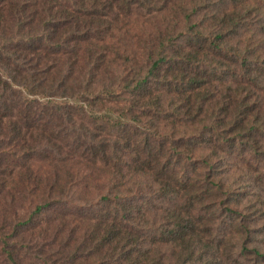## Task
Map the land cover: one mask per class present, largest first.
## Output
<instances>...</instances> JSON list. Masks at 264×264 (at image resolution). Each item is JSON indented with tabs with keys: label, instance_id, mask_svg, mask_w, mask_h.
Instances as JSON below:
<instances>
[{
	"label": "trees",
	"instance_id": "trees-1",
	"mask_svg": "<svg viewBox=\"0 0 264 264\" xmlns=\"http://www.w3.org/2000/svg\"><path fill=\"white\" fill-rule=\"evenodd\" d=\"M193 2H178L183 17L144 64L125 54L117 83L84 88L78 69L100 76L108 59L95 42L113 28L111 0H0V164L32 174L45 139L29 146L23 134L38 123L30 97L65 99L47 102L49 116L88 107L120 117L119 141L102 147L111 210L98 245L110 254L53 264H264V199L245 191L264 168V0ZM15 220L0 229L5 264H16L27 224Z\"/></svg>",
	"mask_w": 264,
	"mask_h": 264
},
{
	"label": "rangeland",
	"instance_id": "rangeland-1",
	"mask_svg": "<svg viewBox=\"0 0 264 264\" xmlns=\"http://www.w3.org/2000/svg\"><path fill=\"white\" fill-rule=\"evenodd\" d=\"M104 1L109 4L108 0ZM180 1L111 0L113 11L108 19L112 20L113 28L103 33V43L95 42V48L101 47L108 56L102 63V74L92 75L88 67V72L78 69L76 84L85 88L92 80L109 86L117 83L115 80H118L120 63H125V54L136 58L137 65L144 64L150 49L167 31V23L171 20L177 22L176 14L183 17L182 9L177 6ZM108 11L110 6L106 14ZM97 39L102 40L101 37ZM79 57L77 65L82 68L84 59L81 55ZM97 85L95 90L100 88V84ZM30 99H37L34 105L38 123L34 130L23 133L27 145L34 146L32 143L39 136L45 139L30 161L32 174H27V170L16 162L9 167L4 161L0 164V178L8 182L5 190L0 189V229L10 230L14 219V223L27 221L14 243L15 253L19 255L15 262L53 264L57 263L56 259L69 260L75 254L88 261L92 258L91 263L108 258L109 250L98 245L105 230L101 223L111 210L104 200L110 190V160L102 147L110 148L119 141L118 128L113 125L114 120L120 119L119 114L88 110L87 107L85 111L72 110L49 116L43 109L47 102L55 104L65 99ZM73 101L75 105L85 103ZM121 118L125 122L124 117ZM56 174H59L60 181ZM253 175L254 179L246 184L245 191L264 199V168L259 167ZM53 186H59L60 190L51 193ZM45 202L51 203L38 214L37 206ZM31 214L35 215L29 222ZM263 222L264 219L260 220V224ZM0 264H5L1 251Z\"/></svg>",
	"mask_w": 264,
	"mask_h": 264
}]
</instances>
